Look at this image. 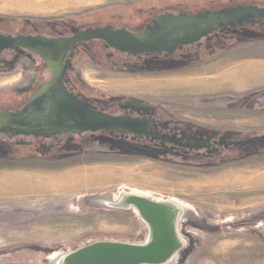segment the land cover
<instances>
[{"label":"rangeland","instance_id":"1","mask_svg":"<svg viewBox=\"0 0 264 264\" xmlns=\"http://www.w3.org/2000/svg\"><path fill=\"white\" fill-rule=\"evenodd\" d=\"M211 1L203 4V0H73L69 7L53 9L50 13L34 12L30 2L21 1L13 3L16 4L13 11L22 8L15 13L50 15H0L41 18L127 11L134 15L138 12L141 17L152 9L159 15L168 11L183 13V8L177 7L178 2L198 3L192 10L200 14L241 0ZM257 1L264 3V0ZM128 18L126 15L125 19ZM224 42L229 43V40ZM260 43L263 44L261 49L204 53L201 61L181 64L173 72L148 66L143 72L131 74L124 68L111 71L88 66L82 69L81 75L92 90L111 97H135L161 104L187 123L220 131H240L244 137L261 136L264 135V83L239 90L236 84L215 83V79L208 78L203 81L214 83L215 88L205 90L201 81L183 83L179 80L197 71L204 73L205 69L216 65L225 67L228 60L239 59L241 55L255 59L260 53L264 54V41ZM168 62L164 59L160 64ZM253 75L262 77L264 73L254 72ZM6 106L1 100L0 108ZM12 160H0V174L17 165L7 163H22L33 168L31 173L35 175L23 174L25 177L20 180L29 185V191L35 192L29 195L22 192L23 189L20 195L11 196L0 191V253L23 249L34 252L26 259L16 253L18 256L10 257L4 264H48L47 258L53 252L74 250L97 239L141 242L145 230L133 214L79 205L78 200L86 195L116 194L123 189L177 198L195 207L206 228L198 229L197 242H193L187 264H264V228H257L264 222V148L210 167L172 164L119 153H84L81 158L57 164ZM69 176L79 179L70 181ZM13 180L0 185V190L22 188L20 183L13 186ZM219 180L221 182H216ZM83 184L86 185L81 186ZM47 185L51 189L48 190ZM230 219L235 220L226 223ZM186 224V230L195 233ZM194 233L190 234L195 236Z\"/></svg>","mask_w":264,"mask_h":264},{"label":"flooded vegetation","instance_id":"2","mask_svg":"<svg viewBox=\"0 0 264 264\" xmlns=\"http://www.w3.org/2000/svg\"><path fill=\"white\" fill-rule=\"evenodd\" d=\"M241 5H257L264 8V3L260 1L241 0L235 4L216 9L210 8L206 11H217ZM126 15L128 19H125ZM139 16L138 12L134 15L127 11L92 12L41 18L11 17L1 14L0 35L57 40L73 38L87 29L105 27L126 28L137 32L153 27L159 14L152 9L150 12L143 13V16ZM226 40H229V43L224 42ZM262 41H264V19H250L238 25L236 29L228 28L223 32L215 33L211 41L203 40L194 48L184 47L180 53L170 58L161 57L151 62L148 60L151 56H143L141 59L138 57L125 58L123 54L107 48L103 42H77L69 48L63 59L62 64L66 67L63 84H66L70 92L80 101L95 108L93 110L127 120L146 122L148 132L135 136L102 131L92 134L57 135L50 139L19 136L8 140L0 137V160L9 158L17 162L41 161L57 164L81 158L84 153H119L156 158L172 164L210 167L215 163L233 161L242 155L253 154L255 149L264 148V135L244 137L240 131H220L187 123L161 104L135 97H111L100 91L92 90L85 84L81 73L82 69L88 66L111 71H122L121 68H124V71L131 74L138 73V71L143 72V69H147L148 66L173 72L181 64L186 65L192 60L201 61L204 53L232 51L245 45L259 44ZM164 59L169 62L160 64ZM52 78L53 73L47 61L33 50L21 47L0 49V101L7 103L6 107L0 108V112L3 110L20 112L41 86L50 82ZM206 141H209V146L204 145ZM129 192L125 190L127 195L130 194ZM123 193L121 191L116 194H101H106L110 199L115 200ZM171 198L159 195L148 197L153 202H167ZM78 201L82 207L86 204L91 205L89 200L80 199ZM187 223L195 233L186 230V223L183 225L182 232L189 237L190 245L181 253L177 264H187L189 253L193 250V242L197 240L195 237L198 229L206 228L204 222L199 219L189 220ZM190 233H194L195 236ZM98 241L97 239L90 242ZM30 252L34 251L23 249L16 253L26 259ZM16 253L14 251L0 253V264H4L3 262L10 257L18 256Z\"/></svg>","mask_w":264,"mask_h":264},{"label":"water","instance_id":"3","mask_svg":"<svg viewBox=\"0 0 264 264\" xmlns=\"http://www.w3.org/2000/svg\"><path fill=\"white\" fill-rule=\"evenodd\" d=\"M250 19H264V8L241 5L201 14L165 12L155 19L153 27L141 31L105 27L87 29L69 39L0 35L1 50L16 47L33 50L47 61L53 73L52 80L43 84L20 112H0V137L50 139L57 135L102 131L135 136L147 133L146 122L97 112L70 92L62 82L66 73L62 62L69 48L81 41H98L125 58L151 56L148 59L151 62L170 58L184 47L194 48L203 40L211 41L215 33L236 29ZM204 145L209 146V141ZM125 190L115 200L106 194L86 195L84 199L97 210L133 214L145 230L141 242L98 241L66 252H53L47 258L48 264H177L179 254L190 243L189 237L182 233L183 225L189 220L201 219L195 207L177 198L153 202L148 199L151 193L127 189L130 191L127 195ZM260 227L264 228V222L257 225Z\"/></svg>","mask_w":264,"mask_h":264},{"label":"crops","instance_id":"4","mask_svg":"<svg viewBox=\"0 0 264 264\" xmlns=\"http://www.w3.org/2000/svg\"><path fill=\"white\" fill-rule=\"evenodd\" d=\"M8 4V5H7ZM12 2L10 1L9 3H6L4 0H0V13H9V14H22V15H33V16H49V15H34V14H23V13H15L17 11H13L15 8L13 7V5H11ZM4 5V6H2ZM78 7H80V4ZM77 8V7H76ZM73 8L69 9L72 10ZM75 9V8H74ZM76 10V9H75ZM13 11V12H12ZM262 43L259 44H252V46H250L249 48L247 47H239L237 49H235L236 51H244V50H255V49H261L260 46H262ZM248 46V45H246ZM258 47V48H255ZM263 48V47H262ZM232 50V51H235ZM226 52H230V51H226ZM253 57V56H250ZM237 59V60H236ZM236 60V61H235ZM225 64V63H224ZM222 65H216L215 67H211L208 69L204 70L203 72H196L194 73L192 76H188L185 79H179L182 80V82H193V81H201V85L203 86L202 88L205 90H212L213 85H215L214 83H207L205 81H203V79H208V78H213L215 79L214 82L215 83H220V82H225V83H229V84H236V89L242 90V89H247L250 87V85L253 84H261L264 83V75L262 77L257 76L254 77V72L257 73H264V54H259L257 55V57L254 58H249L248 56L245 55H241L240 58H235L232 59L231 61H227V63L224 65L225 67H222ZM255 67V68H254ZM258 68V69H257ZM253 69V70H252ZM239 73V74H238ZM192 80V81H191ZM234 86V85H232ZM7 164H17L11 168H8L7 170H3L2 174L5 172V174H0V185H7L10 179H14L12 181L13 186L16 185V183H20L23 184L21 185L22 188L19 189H14V190H0L3 191L5 193L8 194H4V195H20L22 192L24 193H29V195L31 193H34L35 191H29V189H27V187H29V185H25L26 182L22 181L20 179H23V177H25V175L23 174H31V175H35L34 173H31L33 171V168H29L26 166H23L22 163H7ZM4 177V178H3ZM62 178V177H60ZM70 181H74L79 179L77 176H72L70 177ZM16 179V180H15ZM18 179V180H17ZM59 181V179H58ZM61 183V180H60ZM29 184V183H28ZM88 185H92L91 183H87ZM63 185V184H61ZM86 184H83L81 186H85ZM55 189V187H53L52 185V189ZM22 192H19L21 190H23ZM46 189V186H45ZM47 189H51L50 185H47ZM59 189V188H58ZM33 190V189H31Z\"/></svg>","mask_w":264,"mask_h":264},{"label":"bare ground","instance_id":"5","mask_svg":"<svg viewBox=\"0 0 264 264\" xmlns=\"http://www.w3.org/2000/svg\"><path fill=\"white\" fill-rule=\"evenodd\" d=\"M6 3H9L10 1L12 2L11 5H16V4H13L14 2L15 3H19L21 1H25V2H30L29 3V6L31 5V7L33 9H35L34 12H38V13H50L53 9H57V8H61V7H69L73 0H4ZM8 5V4H7ZM1 6V5H0ZM4 6V5H2ZM26 7V5H24ZM22 7V6H21ZM22 8L21 9H17V11L21 12ZM30 11V9H28ZM33 11V10H32ZM255 68V67H254ZM258 69V68H257ZM264 69V68H263ZM253 70V69H252ZM239 74V73H238ZM249 180V179H248ZM252 180V179H250ZM216 182H221L220 180L219 181H216ZM219 184V183H218ZM245 185V184H244ZM214 188V187H212ZM239 188V187H238ZM227 190V189H226ZM231 191V190H229ZM190 241V239H189ZM190 245V244H189ZM189 247V246H188ZM185 251V250H184ZM183 252V251H182ZM181 252V253H182ZM181 253L179 254V257L181 255Z\"/></svg>","mask_w":264,"mask_h":264},{"label":"trees","instance_id":"6","mask_svg":"<svg viewBox=\"0 0 264 264\" xmlns=\"http://www.w3.org/2000/svg\"><path fill=\"white\" fill-rule=\"evenodd\" d=\"M209 2V3H212V1L211 0H203V4L204 3H206V2ZM201 1H198V3H200ZM198 3H191V2H188V3H180V2H178V5H177V7H179V8H183V10H181V11H184V12H186V13H192V14H195V13H197V12H194L192 9L194 8L195 9V6L194 5H196V4H198ZM196 7H198V5L196 6ZM213 8H215V7H213ZM203 11V10H202Z\"/></svg>","mask_w":264,"mask_h":264}]
</instances>
